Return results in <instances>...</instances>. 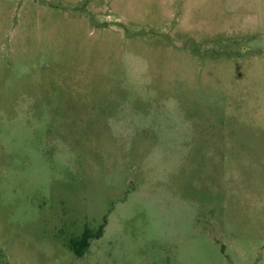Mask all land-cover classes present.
<instances>
[{
  "label": "rangeland",
  "instance_id": "obj_1",
  "mask_svg": "<svg viewBox=\"0 0 264 264\" xmlns=\"http://www.w3.org/2000/svg\"><path fill=\"white\" fill-rule=\"evenodd\" d=\"M0 264H264V0H0Z\"/></svg>",
  "mask_w": 264,
  "mask_h": 264
},
{
  "label": "trees",
  "instance_id": "obj_2",
  "mask_svg": "<svg viewBox=\"0 0 264 264\" xmlns=\"http://www.w3.org/2000/svg\"><path fill=\"white\" fill-rule=\"evenodd\" d=\"M104 228V224L100 225L96 230L86 226L84 231L79 236L69 238L66 244L76 256H82L89 248L91 240L100 238L103 235Z\"/></svg>",
  "mask_w": 264,
  "mask_h": 264
}]
</instances>
